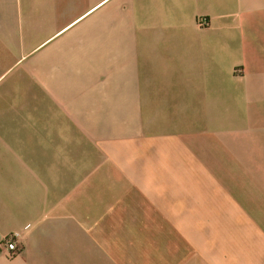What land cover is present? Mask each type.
Returning <instances> with one entry per match:
<instances>
[{
	"label": "crops",
	"instance_id": "crops-1",
	"mask_svg": "<svg viewBox=\"0 0 264 264\" xmlns=\"http://www.w3.org/2000/svg\"><path fill=\"white\" fill-rule=\"evenodd\" d=\"M6 238L0 264H264V0H0Z\"/></svg>",
	"mask_w": 264,
	"mask_h": 264
},
{
	"label": "built area",
	"instance_id": "built-area-1",
	"mask_svg": "<svg viewBox=\"0 0 264 264\" xmlns=\"http://www.w3.org/2000/svg\"><path fill=\"white\" fill-rule=\"evenodd\" d=\"M0 247L5 251H10L12 253H16V251H20V248L17 245L15 238H6L0 242ZM12 253L10 256H12Z\"/></svg>",
	"mask_w": 264,
	"mask_h": 264
}]
</instances>
